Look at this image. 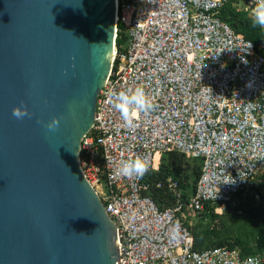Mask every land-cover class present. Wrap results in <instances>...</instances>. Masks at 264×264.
Masks as SVG:
<instances>
[{"label": "built area", "instance_id": "1", "mask_svg": "<svg viewBox=\"0 0 264 264\" xmlns=\"http://www.w3.org/2000/svg\"><path fill=\"white\" fill-rule=\"evenodd\" d=\"M224 3L252 12L256 0H114L109 69L77 160L114 224L119 264H264L227 246L195 250L185 224L201 219L205 203L220 213L235 192L263 183L264 53L217 16ZM138 87L155 108L128 126L115 96ZM170 150L201 159L186 199L171 175L151 183L119 172L137 157L156 169ZM151 185L172 203L158 207Z\"/></svg>", "mask_w": 264, "mask_h": 264}, {"label": "water", "instance_id": "2", "mask_svg": "<svg viewBox=\"0 0 264 264\" xmlns=\"http://www.w3.org/2000/svg\"><path fill=\"white\" fill-rule=\"evenodd\" d=\"M113 17L114 0H0V264H119L114 224L77 160Z\"/></svg>", "mask_w": 264, "mask_h": 264}, {"label": "trees", "instance_id": "3", "mask_svg": "<svg viewBox=\"0 0 264 264\" xmlns=\"http://www.w3.org/2000/svg\"><path fill=\"white\" fill-rule=\"evenodd\" d=\"M217 15L234 31L242 33L249 39L256 51L264 53V28L253 26L250 13L230 3H224ZM117 28L115 43L120 47L124 41L121 22H117ZM78 155L80 159L85 158L81 153ZM200 170V158H186L183 154L170 150L161 153L158 168L148 170L144 179L153 183L171 174L177 179L183 198H186L193 190ZM255 189L260 193L259 186ZM148 193L160 208L172 203V199L163 189L151 185ZM247 194H243L242 190L234 193L220 213L214 212V207L218 203H205L201 219H194L191 224L185 222L193 235L195 250L227 246L237 249L242 256L247 254L264 256V196L256 200L252 195L247 196ZM241 195L245 198H241ZM235 198L240 200L236 202Z\"/></svg>", "mask_w": 264, "mask_h": 264}, {"label": "clouds", "instance_id": "4", "mask_svg": "<svg viewBox=\"0 0 264 264\" xmlns=\"http://www.w3.org/2000/svg\"><path fill=\"white\" fill-rule=\"evenodd\" d=\"M237 8H239V7H237ZM219 9H218V11H219ZM246 12H248V11H246ZM248 13L251 14V18H252V22H253L254 27L258 26L260 28H264V0H256V5H255L253 11L248 12ZM238 33H240V32H238ZM114 106L119 111V113L121 114L124 123L128 126H131L133 124V121L140 115V113H148V112L154 110V108H155V104H154L153 100L145 94V92L142 88H139V87L136 88L135 90H129L127 92H125V91L119 92L115 96ZM13 115L16 118L20 119V118H23L24 116L28 115V112H27L26 108H21V107L17 106L13 109ZM59 123H60L59 119L54 117L48 123L47 127L50 131H55L59 127ZM159 160H160V158H159ZM158 166H159V163H158ZM158 166H157V168H158ZM148 170H149V163L145 159L137 157V158L129 159V160L123 162L120 169H119V172H120V174H122L125 177H132V176L143 177L147 173ZM152 170H155V169H152ZM169 175H171V174H169ZM171 176H173V175H171ZM262 176H264V173L261 175V177ZM173 178H175V177L173 176ZM262 181H263V183H262V185H263L264 184L263 177H262ZM255 188H247V189H244L242 191L246 192V190L251 189L254 191V193H257ZM193 190H194V188H193ZM192 191H191V193H192ZM239 191H241V190H239ZM232 196H231V198H232ZM253 197H254V194H253ZM186 198H188V197H186ZM186 198H183V199H186ZM213 204H216V203H213ZM218 206H219V204L216 207H218ZM193 220H190V224L192 223ZM251 255H254V254H251Z\"/></svg>", "mask_w": 264, "mask_h": 264}, {"label": "rangeland", "instance_id": "5", "mask_svg": "<svg viewBox=\"0 0 264 264\" xmlns=\"http://www.w3.org/2000/svg\"><path fill=\"white\" fill-rule=\"evenodd\" d=\"M263 177V176H262ZM259 188H260V193L258 192V194H257V196H255V193H254V191L253 190H251V189H248V190H246V192L245 193H248L247 194V196H253V194H254V199H256V200H260L259 198L260 197H262V195L264 196V184L263 185H261V186H259ZM244 192H243V194H245ZM244 197V195H241V198H243ZM245 198V197H244ZM238 200H240V198H235V201L236 202H238ZM264 204V203H263ZM182 215L184 216V219H188L189 218V216H188V213L186 214V210H183L182 211ZM193 222V221H192Z\"/></svg>", "mask_w": 264, "mask_h": 264}, {"label": "bare ground", "instance_id": "6", "mask_svg": "<svg viewBox=\"0 0 264 264\" xmlns=\"http://www.w3.org/2000/svg\"><path fill=\"white\" fill-rule=\"evenodd\" d=\"M111 54H112V52H111ZM111 54H110V57H111ZM110 57H109V59H111ZM109 59H108V60H109Z\"/></svg>", "mask_w": 264, "mask_h": 264}]
</instances>
